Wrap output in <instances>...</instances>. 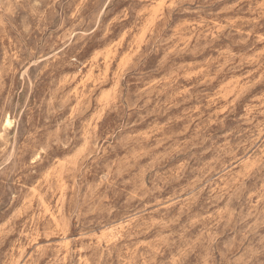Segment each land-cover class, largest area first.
I'll return each mask as SVG.
<instances>
[{
    "label": "rangeland",
    "instance_id": "rangeland-1",
    "mask_svg": "<svg viewBox=\"0 0 264 264\" xmlns=\"http://www.w3.org/2000/svg\"><path fill=\"white\" fill-rule=\"evenodd\" d=\"M0 264H264V0H0Z\"/></svg>",
    "mask_w": 264,
    "mask_h": 264
},
{
    "label": "bare ground",
    "instance_id": "bare-ground-1",
    "mask_svg": "<svg viewBox=\"0 0 264 264\" xmlns=\"http://www.w3.org/2000/svg\"><path fill=\"white\" fill-rule=\"evenodd\" d=\"M9 121V120H8Z\"/></svg>",
    "mask_w": 264,
    "mask_h": 264
}]
</instances>
